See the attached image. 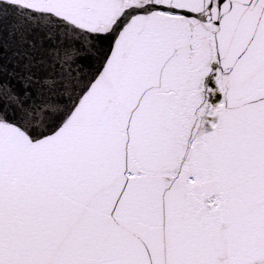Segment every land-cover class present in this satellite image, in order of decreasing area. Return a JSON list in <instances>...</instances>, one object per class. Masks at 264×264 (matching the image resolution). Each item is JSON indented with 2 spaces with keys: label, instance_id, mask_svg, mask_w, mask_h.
<instances>
[{
  "label": "snow or ice",
  "instance_id": "1",
  "mask_svg": "<svg viewBox=\"0 0 264 264\" xmlns=\"http://www.w3.org/2000/svg\"><path fill=\"white\" fill-rule=\"evenodd\" d=\"M0 264H264V0H0Z\"/></svg>",
  "mask_w": 264,
  "mask_h": 264
}]
</instances>
